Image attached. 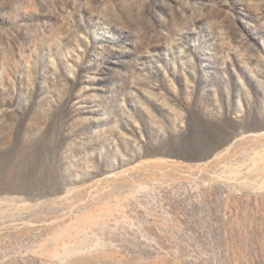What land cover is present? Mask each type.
<instances>
[{"label": "rangeland", "instance_id": "374dc122", "mask_svg": "<svg viewBox=\"0 0 264 264\" xmlns=\"http://www.w3.org/2000/svg\"><path fill=\"white\" fill-rule=\"evenodd\" d=\"M0 264H264V0H0Z\"/></svg>", "mask_w": 264, "mask_h": 264}]
</instances>
